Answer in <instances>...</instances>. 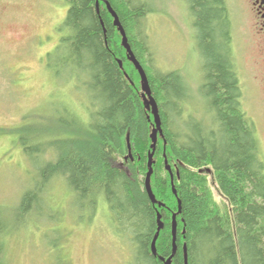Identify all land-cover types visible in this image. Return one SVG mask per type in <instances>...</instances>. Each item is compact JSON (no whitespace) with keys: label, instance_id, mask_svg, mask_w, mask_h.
<instances>
[{"label":"trees","instance_id":"1","mask_svg":"<svg viewBox=\"0 0 264 264\" xmlns=\"http://www.w3.org/2000/svg\"><path fill=\"white\" fill-rule=\"evenodd\" d=\"M108 1L148 74L159 105L164 139L159 138L154 154L151 184L157 199L168 198L174 208L167 202L165 207L153 204L145 189L153 120L141 98L140 76L127 58L112 15L103 0H67L64 25L68 33L58 50L73 74L82 72L88 78L89 119L84 123L78 113L69 112L70 121L61 113L56 120L58 131L69 134L63 138L47 135L51 125L42 127L43 136L36 134L34 124L21 128L19 142L30 158L39 161L48 151L55 159L40 163L39 179L23 194L16 214L21 219H17L25 221L31 211L38 214L45 187L54 176H62L77 194L79 207L108 204L116 235H128L132 264H164L152 253L151 243L161 211L164 227L156 248L158 256L171 255L172 215L178 201L166 158L181 200L173 264H184V244L188 264H264V158L256 126L241 99L226 0H188L204 60L202 91L214 122L210 127L201 120L183 118L186 93L177 73H151L145 57L150 58V47L142 29L149 13L144 2ZM128 141L133 160L129 156V166L123 169L117 160L128 152ZM208 177L223 196L222 203L214 198ZM3 210L0 207V264H7L5 236L12 224Z\"/></svg>","mask_w":264,"mask_h":264},{"label":"rangeland","instance_id":"2","mask_svg":"<svg viewBox=\"0 0 264 264\" xmlns=\"http://www.w3.org/2000/svg\"><path fill=\"white\" fill-rule=\"evenodd\" d=\"M142 1L149 12L142 29L150 47V58L145 57L151 73L176 72L183 81L182 72L192 87L190 92L186 88L183 118L213 126L202 91L204 60L188 0ZM226 2L231 10L230 50L240 76L242 103L257 125L264 156V117L251 88L250 37L234 11L233 0ZM68 7L67 0H0V207L12 224L5 236V259L7 264H132L128 235H116L107 204L79 207L77 194L62 176H54L45 187L38 214L31 211L23 222L16 215L23 194L39 179L40 163L55 159L48 151L39 161L30 158L19 142L21 128L34 124L36 134L43 136L42 127L51 125L47 135L63 138L69 134L58 131L56 120L61 113L70 121L69 112L78 113L84 123L89 119L88 78L82 72L73 74L58 50L68 33L64 25ZM128 160L127 152L117 162L128 168ZM208 178L214 198L222 203L223 196ZM164 200L173 210L169 199Z\"/></svg>","mask_w":264,"mask_h":264},{"label":"water","instance_id":"3","mask_svg":"<svg viewBox=\"0 0 264 264\" xmlns=\"http://www.w3.org/2000/svg\"><path fill=\"white\" fill-rule=\"evenodd\" d=\"M103 1L106 3L108 11L113 16V24L116 26V28L118 29V31L121 34V37H122L121 42H122V45L124 46V48L126 49L127 58L133 63V65L135 66V68L138 70V72L140 74V78H141L140 82H141V89H142L141 95L143 98L144 105H145L146 109L150 110L154 116L153 129L150 133V138L152 140V143L150 145V150L148 152V162H147L148 163L147 164L148 165V171H147L146 176H145L144 185H145V189L148 193V196H149L151 202L153 204H158V206H165V203L159 201L156 198V195L152 189V184H151V178H152V175L154 172V170H153L154 154H155L157 143H158V137L161 136L164 138V130H163V126H162V118L160 115L159 105H158V102L156 101V99L154 98V96L152 94L148 74H147L144 66L142 65V63L136 57L134 50L132 49L130 43L128 42V36H127L126 30H125L124 26L122 25V22L119 18L118 13L114 10V8L112 7V5L110 4V2L108 0H103ZM98 11H99V9H98ZM119 64H120V67L123 68V62L121 60H119ZM124 74L126 77L129 76L128 73H126V72ZM128 147H129V154L132 155L131 146H130L129 141H128ZM166 162H167V160H166ZM167 169L171 173L174 194L177 195V191L174 187V179H173V173L171 171V167L167 166ZM180 212H181V200L178 199V210H177V212H175L173 214V222H172V245H173L172 253L167 259L165 257L159 256V259H161L164 262V264H173V257L176 253V250H177V244H176V240H177V214ZM157 220H158L157 231H156L154 238L152 240V243H151V251L154 254V256H158V251L156 248V241L158 239L160 231L164 227V223L161 220V213L160 212H158V214H157ZM184 264H188L186 244H184Z\"/></svg>","mask_w":264,"mask_h":264},{"label":"flooded vegetation","instance_id":"4","mask_svg":"<svg viewBox=\"0 0 264 264\" xmlns=\"http://www.w3.org/2000/svg\"><path fill=\"white\" fill-rule=\"evenodd\" d=\"M233 6H234V11L238 15L240 21L246 25L249 34L247 35L248 37H250L248 38V40L250 42V46L253 52L252 55L253 75H251L252 76L251 88L258 95V103L260 104L259 107L262 110L261 114L264 117V0H233ZM229 11L231 15V10L229 9ZM236 70L238 72L237 68ZM180 74L183 75V81L182 80L180 81L183 84L186 93L185 95L187 98L188 96L187 92L188 91L190 92V90L192 91V87L189 86L190 83L186 79V76L182 72ZM189 80L193 81L195 79L191 78ZM238 80L240 83L239 73H238ZM186 88L188 89V91H186ZM117 164L119 167L126 169L125 165L119 164L118 162ZM107 207L109 206L107 205ZM110 219L112 220L111 213H110Z\"/></svg>","mask_w":264,"mask_h":264}]
</instances>
